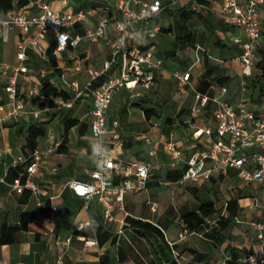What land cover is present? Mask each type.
<instances>
[{"label": "crops", "instance_id": "obj_1", "mask_svg": "<svg viewBox=\"0 0 264 264\" xmlns=\"http://www.w3.org/2000/svg\"><path fill=\"white\" fill-rule=\"evenodd\" d=\"M35 1L27 0L26 5L31 12L36 11ZM55 9L61 12H75L100 4H109V0H50ZM137 6L144 0H136ZM151 1V0H147ZM167 9L149 23H138L135 26L133 42L144 49L151 50L154 58L161 61L157 70V80L150 90H143L141 95L134 96L127 88H119L113 102L107 110L109 123L114 119L119 120V130L124 148L116 152L107 146L112 155L123 161L132 160H157L162 163V168L154 171L149 179L148 189L139 193H129L125 198L127 210L131 213L121 224L123 217L119 210L114 211L115 219L104 218L103 207L96 198L89 202L74 194L69 187L70 181L89 180L91 172L96 169V158L92 151V134L90 125L92 120L91 109L93 107L92 96L84 93L79 97L74 108L66 120L59 123L61 113L44 115V111H50L46 107L39 118L31 114V110L41 106L38 100L33 104H27L28 113L24 117L12 118L3 127H0V228L3 224L11 227H19L23 213L34 215V219L28 224V228L20 229L15 234V240L8 244H0V264H54L56 256L63 252L60 243L71 237L70 247L65 254L66 264H237L232 262L233 254L256 252L260 249L261 241L257 233L247 221L249 219H262L263 209L252 206L253 192L251 187L241 180L239 186H235L233 178L223 180L214 179L211 183L202 186L221 187L230 185L229 190L221 192L222 199L219 204L213 198L209 200L215 203L217 211L206 218V221L184 239L179 238L183 229V215L192 210H198L199 204L179 200L172 196L169 185H180L179 179L172 180L168 176L174 171L184 172V167L170 169L166 165L168 156L159 151L157 156L149 154L150 148L140 140V136L147 134L153 139L168 135L173 129L176 137L187 134L194 123L215 124L213 116L214 103L210 102L200 116L195 117L191 112L194 104L195 90L218 93L217 89L210 90L211 84L227 83L228 93L223 97L231 102L239 99V56L242 53V40L247 38L243 28L231 26L225 22L222 9V0H197L200 4L198 10H193L183 0H162ZM18 6V5H17ZM187 12L189 16L185 15ZM170 17L164 22L163 14ZM4 14H0L3 16ZM264 20V7L262 8ZM95 19L91 18L70 28L73 36L84 35L87 27L94 28ZM158 28L155 36H150L153 28ZM114 24L108 25V35L114 36ZM20 37L18 30H12L9 38L5 40L0 35V104L8 105L10 99L5 91L7 72L3 64L15 62L16 46ZM49 43V48L43 50L29 49V72L19 77L21 90L26 94L34 86L39 84L41 88L45 83H50L67 90L71 98L74 96L73 83L76 82L80 89L91 79L90 69L101 70L105 60L110 58L109 48L105 40L92 42L87 37H82L75 47L68 46L66 50L54 55L58 61V69L45 63L50 60L51 46L55 42L54 36H48L42 40ZM215 45V46H213ZM182 49H190L191 60L184 61V70L192 72L191 84L185 92H178L182 98L183 109L176 119L167 120L163 132L159 135L153 125L154 116L148 118L143 105L150 108L153 100L151 92L161 88L162 80L169 87L173 83L177 89L174 73L180 69L174 60L175 55ZM261 48L264 49V33L261 40ZM31 51L38 57L36 61ZM186 51V50H185ZM203 52L202 58L200 53ZM80 56L82 69L75 70L74 56ZM63 56L64 60L59 58ZM259 57L258 54V60ZM208 59V66L205 60ZM44 62V67H38ZM41 70L46 71L45 76H39ZM182 70V71H184ZM259 68L255 67V73ZM116 69H110L98 79L103 80L109 75H116ZM225 78L224 82H220ZM255 75L250 79L248 93V106L255 111L263 110V103L258 92H253ZM165 87V88H166ZM164 89V88H163ZM178 90V89H177ZM114 101L117 104L111 111ZM142 103L139 106L137 103ZM185 104V105H184ZM67 112V111H66ZM55 114V115H54ZM50 116V123L45 125V119ZM63 116V115H62ZM58 120L57 131L49 125ZM74 119L75 122L65 128L66 121ZM179 124L174 128L175 122ZM30 124H39L45 127L46 135L42 136L38 145L47 146L53 139L66 140V149L63 152L56 151L45 157L37 181L40 186L47 189L51 198L42 197L43 203L38 204L41 197L30 190L22 195L13 191L10 183L19 176L21 167H14V159L24 155L22 145L26 140L27 129ZM63 128V131L61 132ZM178 135V136H177ZM167 177V178H166ZM235 178V177H234ZM119 180V178H117ZM185 188L199 189L202 186L183 185ZM198 191V190H197ZM195 196L194 192L192 193ZM185 194L189 200L193 195ZM199 194V193H198ZM159 201L157 211H152L147 205V199ZM193 198V197H192ZM238 199L242 212L238 216L242 222L235 221L224 231L225 239H217L219 233L218 219L227 215V202ZM194 199V198H193ZM204 200V198H202ZM194 206V207H192ZM54 207H56L54 209ZM79 223H86L82 229H77Z\"/></svg>", "mask_w": 264, "mask_h": 264}, {"label": "built area", "instance_id": "obj_2", "mask_svg": "<svg viewBox=\"0 0 264 264\" xmlns=\"http://www.w3.org/2000/svg\"><path fill=\"white\" fill-rule=\"evenodd\" d=\"M193 10H198L197 0H183ZM69 0H65L67 4ZM36 11L31 12L26 5H18L0 16V35L7 40L12 30H18L20 37L16 46L15 62L5 63L3 68L7 72L5 91L10 99L8 105L0 104V127L12 118L24 117L28 110L27 104L34 101L54 102V106L72 108L76 100L84 93L92 96L90 132L92 134V151L96 158V169L91 172L89 180L70 181L69 187L75 195L86 202L96 198L103 207L104 218L114 220L115 210H119L123 217L122 224L131 213L127 210L125 198L129 193H139L148 189L149 179L154 171L162 168L160 161L132 160L123 161L112 155L107 146L116 152L122 151L124 141L119 130V120L109 123L107 110L114 100L119 88H127L134 96L141 95L143 90H150L157 80V70L160 60L154 58L151 50L144 49L133 42L135 26L138 23H149L167 9L162 0H144L137 6L136 0H119L117 6L100 4L79 9L75 12H61L55 9L50 0L35 1ZM264 0H222L225 22L231 26H238L247 33V38L241 43L242 53L239 56V99L231 102L223 97L228 93V84H211L210 90L218 93L210 94L195 90L194 104L191 112L195 117L200 116L210 102L214 103L213 116L215 124L194 123L190 131L181 137H176L179 122L168 135L153 139L147 134L140 136V140L147 145L151 156H157L163 151L168 159L166 165L170 169L184 167L179 179L183 185L202 186L214 179L238 178L245 185L254 189L252 206L264 211V107L262 111H255L248 106L250 79L254 75L258 61L259 49L263 38L262 8ZM95 19L94 28L87 27L84 35L73 36L70 28L88 19ZM114 24L115 34L108 35V25ZM158 28H153L150 36H155ZM54 36L55 42L51 46L53 55L75 47L84 36L92 42L105 40L109 48L110 58L105 60L101 70L90 69L91 79L84 89L74 82V96L64 99L43 91L39 84L34 85L28 93H24L19 85V77L29 72V49L43 50L42 40ZM75 70L82 69L80 56H74ZM116 69V75H109L98 81L106 71ZM41 70L39 76H45ZM177 89L185 92L191 84L190 69L174 73ZM264 106V94L261 96ZM49 109V106H46ZM42 108L32 109L30 112L39 118ZM159 127V122H154ZM62 140L53 139L47 146L37 145L31 155H24L14 159V167H21L19 176L10 183L13 191L22 195L26 190L39 195L38 204H42V197L51 198L49 191L40 186L37 176L40 174L43 160L55 153ZM119 178V180H117ZM4 182L5 179L1 178ZM147 205L152 211H157L159 201L148 198ZM56 207H54L55 209ZM236 221L242 222L239 217ZM249 226L257 233L261 241L260 249L256 252H246L236 257L237 264H264V217L249 219ZM86 223H79L77 229H82ZM193 231L184 224L179 238L184 239ZM72 238L60 242L63 252L56 256L54 264H66L67 253Z\"/></svg>", "mask_w": 264, "mask_h": 264}, {"label": "trees", "instance_id": "obj_3", "mask_svg": "<svg viewBox=\"0 0 264 264\" xmlns=\"http://www.w3.org/2000/svg\"><path fill=\"white\" fill-rule=\"evenodd\" d=\"M27 0H0V14H5L8 10L14 8L17 5H22L26 3ZM185 15L189 16L187 12H184ZM51 52V51H49ZM262 52V57L257 61L256 66L259 68V72L255 73V85L253 86V92H258L259 95L264 94V49L260 47L259 53ZM50 61L53 67L58 69L57 58L50 53ZM208 59L205 60V65L208 66ZM59 70V69H58ZM226 79L221 78L220 82H224ZM43 91L52 94L54 96H61L64 99H70V93L63 89L58 88L55 85L50 83H45L42 87ZM139 106H142V103H137ZM144 112L148 118L155 114V109L145 107L143 105ZM159 114V113H157ZM75 122L74 119H69L66 121L65 128H68ZM46 135V129L44 126L39 124H30L27 129L26 140L22 145V152L25 157H29L34 149L37 147L39 140L42 136ZM66 140L63 139L60 146L58 147V152H63L66 149ZM21 164L20 166H23ZM196 198L201 202L198 210H192L183 215V223L186 224L190 230L194 231L200 225H202L206 218L214 214L217 211L215 203L211 200H203L202 197L198 194L197 189L194 190ZM227 215H222L217 223L219 225V233L217 239L222 241L225 239L224 231L235 221V218L240 215L242 212V206L238 199L234 198L227 202ZM34 219V215L30 213H23L21 216V221L19 227H11L6 224H3L0 228V244H8L15 240V234L20 229H27L28 224ZM238 255H232V262H235V259Z\"/></svg>", "mask_w": 264, "mask_h": 264}, {"label": "rangeland", "instance_id": "obj_4", "mask_svg": "<svg viewBox=\"0 0 264 264\" xmlns=\"http://www.w3.org/2000/svg\"><path fill=\"white\" fill-rule=\"evenodd\" d=\"M109 2L116 3L117 0H109ZM168 17H170V15L168 13H166V14L164 13L161 16V19L164 22H166L168 20ZM262 31L264 33V21L262 23ZM213 46H215V45H213ZM43 47L48 49L49 48V43L46 42V41H43ZM31 54L34 57V59L37 61L38 57L32 51H31ZM202 55H203V52L200 53V57L201 58H202ZM259 57H262V52L259 53ZM174 58H175L174 60H176V62L178 64L177 66L179 68L180 67L182 68L181 71L184 70L185 69V67H183L184 66V61L191 60L190 49H185V48L182 49L181 48V52L179 51V54H176ZM59 59L61 61L64 60L63 56H61ZM45 66L46 67H51L52 66L51 61L49 60L48 62H46ZM38 67H44V62L42 64H40ZM177 71H180V69L177 70ZM166 86H167L166 81L162 80V83H161V88L162 89H159L156 92H151V94L153 95V97L151 99L153 101L150 103V104H152V106L150 108L155 109V111L159 113V116H157V115L154 116V120L156 122H159L161 125H163L160 128H156L157 129V133L159 135L161 134V132H163L167 120L169 119V121H171L172 119L178 118L177 116L180 115L181 109L184 108V106L182 105V98L177 93V91L179 92V90H177V89L175 90V87H174L172 82H170L169 87H166ZM116 104H117V102L114 101L113 105L111 106L112 107L111 111H112V109H114V106ZM47 105L49 106V110L50 111L49 112L48 111H44V115H46V114L51 115L52 113H55V114L56 113H61L63 116L60 115L59 123L60 122H64L66 120V117H65L64 114L68 115L69 114L68 112L71 111L74 108V107H72V108L62 107V108L58 109V108H56L57 106H54L55 105L54 102H50L48 104L46 102H42L41 106H39V107L44 109ZM49 118H50V116L47 119H45L44 123H45L46 126H47L48 123H50V121H47V120H49ZM57 126H58V120L55 119L49 125V131H51L50 130L51 128H53L55 131H57ZM62 131H63V128H62L61 132ZM181 175H182V171L181 170L180 171H174V173L172 175L168 176V178H170L172 180H176ZM233 180H234L233 183H234L235 186H239L240 184H242V183H240V181L236 177L233 178ZM168 188L171 189L170 192L173 193L172 196L176 197L177 204H178L179 200H185L186 202H190L191 201V202L194 203V205L199 204V201L192 194L194 192L192 190V188H189V187L185 188L183 186V184H180V185H175L174 184V186L169 185ZM221 188L222 189L220 191V189L217 186H214V187H212V189H210L209 186L205 185V186H202L201 188H199L197 190H198L199 195L202 198H204V200H209V198H213L215 200V202H217V204H219V200L222 199V198H220L221 197V192H223L224 190H229L230 189V185L226 184V185H224ZM250 189H251V191L254 194V192H255L254 189L253 188H250ZM188 192H191V194L193 195L192 197L194 199L192 197L189 200L186 199L185 194L188 193ZM192 207H194V206H192Z\"/></svg>", "mask_w": 264, "mask_h": 264}]
</instances>
